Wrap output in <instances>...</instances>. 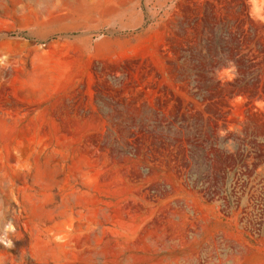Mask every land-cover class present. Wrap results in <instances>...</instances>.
Returning a JSON list of instances; mask_svg holds the SVG:
<instances>
[{"label": "rangeland", "instance_id": "obj_1", "mask_svg": "<svg viewBox=\"0 0 264 264\" xmlns=\"http://www.w3.org/2000/svg\"><path fill=\"white\" fill-rule=\"evenodd\" d=\"M250 8L0 0L2 264H264Z\"/></svg>", "mask_w": 264, "mask_h": 264}, {"label": "clouds", "instance_id": "obj_2", "mask_svg": "<svg viewBox=\"0 0 264 264\" xmlns=\"http://www.w3.org/2000/svg\"><path fill=\"white\" fill-rule=\"evenodd\" d=\"M251 4L250 8V16L253 20L264 23V0H249ZM0 67L8 68V55L3 54L0 55ZM230 71H234V69L226 70L221 75H228ZM17 229L13 222L9 221L4 224L3 228L0 229V245L11 249L14 247L12 235L16 233ZM63 236H56L55 239L62 240ZM2 264V261H0Z\"/></svg>", "mask_w": 264, "mask_h": 264}]
</instances>
